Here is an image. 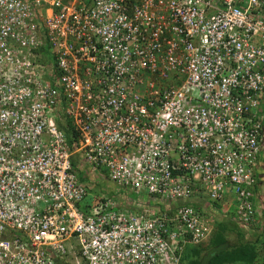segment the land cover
I'll return each mask as SVG.
<instances>
[{"label":"built area","instance_id":"obj_1","mask_svg":"<svg viewBox=\"0 0 264 264\" xmlns=\"http://www.w3.org/2000/svg\"><path fill=\"white\" fill-rule=\"evenodd\" d=\"M263 117L264 0H0V264H174L201 192L264 229Z\"/></svg>","mask_w":264,"mask_h":264},{"label":"crops","instance_id":"obj_2","mask_svg":"<svg viewBox=\"0 0 264 264\" xmlns=\"http://www.w3.org/2000/svg\"><path fill=\"white\" fill-rule=\"evenodd\" d=\"M264 130V129H263ZM263 155V154H262ZM74 163H77L78 158L77 156L73 157ZM264 162V156L263 160ZM263 168H264V163H262ZM77 168V167H76ZM77 172L80 173L81 171L77 168ZM259 170L261 168L259 167ZM263 174V171L261 170L260 173V179H259V190L257 189L255 196H254V204L258 209L264 208V178L261 176ZM83 180H86L83 178ZM87 181V180H86ZM87 185H90L91 187L88 189L89 194H96L98 191L103 192V191H108L110 187L108 186L109 183L105 182L104 180L98 181L95 180V182L88 183L86 182ZM87 199H90V195L87 196ZM193 203L195 204H201L203 203V207L208 211V213H211L214 216V219L212 221L213 224H211V232L208 237H206L202 242H200L197 245H191L189 243H186L185 245L189 246L190 248H194V250L199 251V254L204 253L206 251H213L216 247V244L220 241H223L222 247H227L228 249L234 247L235 245L238 244H244V243H252L253 241L257 245L258 253L254 255V260L256 259H261L262 255H264V249L262 248V244L258 238L257 233L254 235L247 234L243 231L238 230L235 227V224L233 222L229 221H220L222 220V215L223 213H226L228 216L229 213L233 214V197L232 195L227 192L223 199L220 200L219 202H209L207 201L206 194H200L198 196H195L192 198ZM200 201V202H198ZM215 210H218L221 212V214H217ZM260 211V210H259ZM217 215V216H216ZM232 216V215H231ZM231 219V218H230ZM233 225V226H232ZM230 264V263H228ZM234 264H243L241 262H236Z\"/></svg>","mask_w":264,"mask_h":264},{"label":"trees","instance_id":"obj_3","mask_svg":"<svg viewBox=\"0 0 264 264\" xmlns=\"http://www.w3.org/2000/svg\"><path fill=\"white\" fill-rule=\"evenodd\" d=\"M44 56H46V58L48 57L45 54ZM55 122L58 128L63 131L68 144H70L75 138V133L72 130L69 120L66 116L62 115L56 117ZM261 123L264 126V117ZM74 168L76 169L75 166ZM255 242L253 241L251 244H238L228 249L227 247H222L221 243H223V241H220L216 244L213 251H206L201 254L192 247L180 245V249H172V254L176 257L174 264H234L236 262H241L243 264H264V255H262L261 259L253 261L254 255L258 253Z\"/></svg>","mask_w":264,"mask_h":264},{"label":"clouds","instance_id":"obj_4","mask_svg":"<svg viewBox=\"0 0 264 264\" xmlns=\"http://www.w3.org/2000/svg\"><path fill=\"white\" fill-rule=\"evenodd\" d=\"M104 181L106 182L107 181V179H104ZM109 182V181H108ZM126 193V192H125ZM200 194H205L204 192H201V193H198V194H196L195 196H198V195H200ZM194 195L192 196V197H190V199L188 200L192 205H195V206H201V207H203L202 205H203V203H201V204H194L193 203V201H192V198L193 197H195ZM124 197H126V194L124 195ZM206 197H207V195H206ZM207 201H211L208 197H207ZM211 202H216V201H211ZM217 202H219V201H217ZM233 207V206H232ZM204 208V207H203ZM205 209V208H204ZM206 210V209H205ZM216 212H217V214H221V212H219L218 210H215ZM206 212L208 213V211L206 210ZM232 212V211H231ZM231 212L229 213V215L227 216L226 215V213H223L224 215H222V217H224V218H222V220H220V221H231V222H233L234 224H235V227L238 229V230H240V231H243V232H245V233H247V234H251V235H255L256 233H257V235L263 230H260V229H257V228H252V230L251 229H244V230H242V229H240L239 227H238V225L236 224V222L233 220V214H231ZM209 214V217H210V231H209V234H210V232H211V224H213L212 223V221H213V219H214V216L215 215H213V214H211V213H208ZM232 215V216H231ZM217 216V215H216ZM231 218V219H230ZM209 234L206 236V237H208L209 236ZM205 237V238H206ZM204 238V239H205ZM203 239V240H204ZM202 240V241H203ZM202 241H200V242H202ZM200 242H198V243H191V242H188V241H186V242H184L182 245H185L186 243H189V244H191V245H197V244H199ZM262 248L264 249V244H262ZM61 264V263H60Z\"/></svg>","mask_w":264,"mask_h":264},{"label":"rangeland","instance_id":"obj_5","mask_svg":"<svg viewBox=\"0 0 264 264\" xmlns=\"http://www.w3.org/2000/svg\"><path fill=\"white\" fill-rule=\"evenodd\" d=\"M48 59H49V56H48ZM90 182V181H89ZM107 183H109L108 184V186L110 187V189L108 190V193L109 194H111V195H113L114 194V190H115V186H114V184L112 183V182H108V181H106ZM91 183V182H90ZM126 197L128 198V199H131L132 200V195L129 193V192H126ZM144 198H145V200H149V201H151V202H153V199H151V198H148V197H146V196H143ZM198 202H200V201H198ZM81 206H84V203L82 202L81 203ZM233 226V225H232ZM258 238H259V240H260V242H261V244H264V229L258 234ZM77 257V254H76V252L74 253V254H70V255H68V257L66 258V259H64L63 260V262L62 263H66V264H69V263H71L72 261H73V259H75ZM233 264V263H232Z\"/></svg>","mask_w":264,"mask_h":264}]
</instances>
